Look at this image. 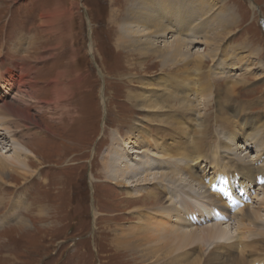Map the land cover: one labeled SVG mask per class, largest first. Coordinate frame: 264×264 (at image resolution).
<instances>
[{
  "label": "rangeland",
  "instance_id": "374dc122",
  "mask_svg": "<svg viewBox=\"0 0 264 264\" xmlns=\"http://www.w3.org/2000/svg\"><path fill=\"white\" fill-rule=\"evenodd\" d=\"M215 1L217 5L227 8L228 13L231 11L235 20L229 34L222 40V45L233 49L238 45L247 46L240 52L247 64L244 63L231 73L226 70L227 76L243 77L246 81L230 94L233 96H227L224 92V79L219 75L218 77L213 75V94L208 102L205 101L204 105L199 104L197 107L199 112L206 114L205 118L208 121L207 132L203 136L201 146L209 157L212 147L215 145L221 147L223 141L228 140L224 134L226 123L222 117L226 119L230 117L232 111L239 105L247 106L244 110L247 109L252 114H262L264 125V28L260 24L261 20L264 22V0ZM198 2L203 7L207 6L204 0ZM138 5L158 6L159 11H154L165 22L163 24H173L160 15L163 10L162 1L0 0V74L8 69L2 80L0 79L2 101L6 102L8 99L10 102L14 101L12 95L17 93L18 78L22 75L19 70L11 71L10 68L18 65L17 68L22 67L26 70L22 65L27 63L34 68L31 72L32 79L25 77V84L22 82L20 87L23 88L22 94L28 92L33 101L30 112L34 117L25 121L31 127L27 132L30 136L24 139L28 144L11 145L12 138L9 134L7 136L3 134L0 138L2 140L0 151L3 152V156L0 155L1 159L11 164L10 161H14L12 157L16 156L13 154V147H21L23 154L19 157H26L23 165L16 164V160L13 162L10 168L15 172H11L9 168L0 173V248H6L0 249V264H160L148 258L146 253L149 248H158L154 243L144 244L148 248L136 246L140 248L138 251H129L117 247L114 235L116 229H124L125 232H128L127 228L135 232L138 230H135V225L139 222V218L135 217L137 212L130 210L134 205L141 203L140 197H136L139 191L148 187V185L133 187V180L139 176L132 175V172H129L131 176L127 177L126 183L122 185L116 184V177L112 174L116 167L113 165L116 163L110 157L112 153L117 155L115 153L117 149L119 152L122 151L120 157H117L119 164L133 166L137 162L134 156L138 155L131 149L147 147L140 145V140L138 142L126 136L127 127L144 113L133 108L126 97L127 89L132 92L139 91L138 83L143 81L144 77L160 76L165 71L175 73L177 70V65H174L162 71L155 56L149 54L143 56L136 47L118 43L121 34L125 33L124 26L129 25H124L121 20L126 18L125 10ZM217 5L213 8L215 11L218 9L215 8ZM213 13L210 12L209 15ZM184 17L188 19L186 25L193 20V17ZM184 17L167 15L169 20L183 22ZM152 35L153 39L158 40L154 36L161 38V34ZM164 35L167 42L172 40L171 35L174 36L166 33ZM176 36L184 38L190 45L189 37L185 38L182 33ZM199 36L202 39L207 35ZM142 38L145 36L140 37ZM35 40L37 42L31 47ZM157 43L162 44L161 41ZM14 44L18 45L19 53L12 49ZM198 46L204 45L193 44L190 48L194 50ZM216 50L217 65L221 61V52L219 49ZM232 54L227 53L230 56ZM228 58L234 60V57H226V60ZM206 64H212V60L207 59L204 65ZM245 67L249 69L247 68V75L243 76L242 69ZM210 75L212 76L211 73ZM5 82L10 83L8 89L1 87ZM54 90L57 91L58 103L67 108L59 110L57 108L58 111L52 113ZM34 101L41 105L40 109ZM46 104L50 106H45ZM249 104L253 105L248 107ZM3 115L0 113V117ZM150 120L158 121L151 117ZM184 122L189 126L186 118ZM15 123L9 124L10 127ZM192 131L191 126L190 132ZM217 136L222 139L221 143H218ZM254 136L258 137L259 133L255 132ZM185 137L188 136L181 137L180 144L186 143ZM259 139L264 140V134ZM230 144L234 150L236 144L239 145L238 151H243L242 154L246 153L250 158L255 154L254 145H243L239 140L236 144L230 141ZM147 149L150 151V148ZM220 149L223 150L222 147ZM152 151L162 150L154 148ZM106 164H109L108 167ZM200 167L202 165L194 166L197 169ZM204 167L213 175V168L208 163ZM159 169L165 175L171 171L168 166H161ZM33 170L35 172H32ZM124 185L126 187H123ZM258 186L255 185L251 194L248 193L247 207H250L249 210L259 211V220L264 223V209H258L264 208L259 205L263 194L257 190ZM179 192L183 195L180 190ZM142 195L146 199L145 202H149L148 194ZM153 196L151 199H154ZM17 197H21L18 207L16 206L18 203L14 201ZM159 197L168 199V194L163 192ZM186 198L201 209V213L205 210L206 202H203L201 195ZM170 204L168 199L164 203L150 206L149 210L147 207L143 208L148 211V216L153 211L160 212L158 224L153 223V229L149 230V233L154 235L149 234V238L154 239L156 236L161 238L165 229L170 228L179 231L191 230L192 226L186 225L182 218L171 223L163 222L167 213H171L168 208ZM181 206L182 203L177 204V207ZM158 208L161 211H158ZM203 223L196 228L205 227L213 221L206 219ZM223 225L229 230V236L217 242L221 247L233 241L237 234L234 220L231 219ZM199 232L196 234L197 237L182 249H189L194 253L192 256L200 253V250H205L206 257H210L215 254L214 251L212 254L206 253L214 244L199 238ZM139 233L144 234L141 229ZM249 239L250 236L247 237V240ZM196 240L198 242L194 243ZM212 240L218 239L215 237ZM231 246L232 243L229 248ZM228 250L226 249L227 253H235V249ZM248 250L247 248L244 252ZM6 255L14 258L3 257ZM142 255L148 260L145 261Z\"/></svg>",
  "mask_w": 264,
  "mask_h": 264
},
{
  "label": "bare ground",
  "instance_id": "6f19581e",
  "mask_svg": "<svg viewBox=\"0 0 264 264\" xmlns=\"http://www.w3.org/2000/svg\"><path fill=\"white\" fill-rule=\"evenodd\" d=\"M154 1L163 2V10L160 15L173 24H163L165 22L154 11L158 10V6L156 5L134 6L124 12L127 19L122 18L121 20L124 25H129L124 26L125 33L124 35L121 34L122 36L119 38L118 43H126L127 46L132 45L136 47L143 56L148 54L155 56V59L160 63L162 71H165L164 69L166 67L170 69L174 65H177V70L175 73L165 71L160 76L144 77L143 81H139L138 83L139 91L132 92L127 89L126 97L133 105V108L142 110L144 113L141 118H136L127 127L126 136L138 142L140 140V145L147 146L150 148V151H148L147 147L132 148L131 151L138 155L136 157L134 156L137 162L133 166H122L119 164V158H117L120 157L122 151L119 152L117 149L115 153L118 156L112 153V157H110L116 163V165H113L116 167L113 169L114 173L112 174L116 177V184L122 185V183H126V178L131 176L129 172H132V175L139 176L133 180V187L144 185H148V187L139 191L140 193L136 197H140L141 203L136 204L137 206L134 205L133 209L130 210V212H137L135 217L139 218V222L137 223L138 225H135L136 229H134L138 230L135 232L133 229L127 228L126 230L128 232H125L124 229H116L114 235L116 236L117 247H122L129 251H138L142 246L148 248L144 244L154 243L158 248H149L146 253L148 258H152L160 264H264V223L259 220V211L256 209L249 210L250 207H247L249 206L248 193L251 194L253 187L255 185L258 186V184L260 186L257 187V190H260L263 194V197L259 200V205L264 206V140L259 139L264 134L262 114H252L247 109L244 110L247 106L239 105V107H236L232 111L234 114H230V117L227 119L226 117H222V120L226 123L224 134L227 135L228 140L226 139V142L223 141V146H221L223 148L222 151L219 145L218 147L217 145L212 147L211 156L209 157L206 156L207 153L204 152L201 146L203 136L207 132L208 121L205 118L206 114H202L197 108L199 104L204 105L205 101L208 102L213 94V75L216 77L219 75L224 79V92L227 96H233L230 94L234 93V90L238 86L246 82L243 77L227 76L226 70L231 73L244 63L247 64L246 59L240 53L247 46L239 47L238 45L236 49H233L222 45V40L229 34L235 20L232 12L230 11L228 13V9L217 5V1L215 0H204L207 2L206 7L199 4V0H183V2H181L182 0ZM216 5L217 7L215 8L218 9L215 11L213 8ZM136 8L137 10H135ZM210 12L214 13L209 15ZM168 14H175L177 18L181 16L193 17V20L186 25L188 19L185 17L183 19L184 22L169 20L167 18ZM205 15L207 16L205 17ZM182 29H185V31H182ZM153 33L161 34V38L154 36L158 40L153 39ZM165 33L170 35L174 34V36L171 35V41L167 42ZM181 33L185 38L189 37L190 45L203 44L204 48L198 46V48L192 50L184 38L176 36V34ZM192 33L193 36H191ZM199 34H205L207 36L201 39ZM142 36H145V38L140 39ZM160 41L162 44L158 45L157 42L160 43ZM36 42L37 40L34 41L31 47ZM18 48L17 44L12 46L15 53H19ZM216 49H219L221 52V61L217 65L215 64L218 58ZM143 50L145 53H143ZM226 51L233 54L231 56L227 55L228 52L226 53ZM226 57H234V60L231 58L233 63H231V59L229 58L227 61ZM207 59L212 60V64H206L205 66L204 64ZM17 66L10 68L11 71L19 70L22 72V75L18 78L19 86L16 89L17 93L12 95L14 101L10 102L8 99L5 102L0 97V101L3 102L2 104L0 103V113L4 114L0 117V138L3 134L5 136L9 134L12 138V141H10L11 145L16 144L17 146H22L23 144H28L24 139L30 136L27 132L31 129L25 121L32 119L34 116L30 112L32 111L30 105L33 102L31 96L28 95V92L22 94L23 88L21 89L20 87H22V82L25 84L26 79H32L31 72L34 68L28 63L22 65L26 70L22 67L19 69ZM247 68L242 69L241 75H247ZM5 72L0 74L1 80ZM25 77L27 78L25 79ZM9 85V82H5L1 87L8 89ZM65 92L68 93L66 89ZM34 102L38 109H40L41 105L37 101ZM251 105L253 104H249L248 107ZM45 106H50V104H46ZM57 108L59 110L60 108L67 107L58 103L57 91L54 90L51 112H56ZM150 117L158 121H152ZM185 118L189 126L184 122ZM16 119L17 122L15 123ZM13 123L15 124L10 127L9 124ZM190 125L193 129L192 132H190ZM151 128L153 131H151ZM255 132L256 134L259 133L258 137L254 136ZM147 135L150 139L146 137ZM182 136H188L185 137V144H180ZM217 138L218 143H221L222 139L219 136ZM238 140L239 142H243V145H254L255 154L253 157L250 158L246 153L242 154L243 151H238L240 149V146L236 144ZM230 141L236 144V150L232 148ZM1 142L2 140L0 139ZM154 148L157 150L161 149L162 151L153 152L152 150ZM13 149V154L16 156L12 157L14 161H10L11 164H8L0 158V173L9 169L15 160L17 161L16 164L23 165L25 163L26 157H19L23 154L21 147H13ZM2 153L0 151L1 156H3ZM158 157L163 159H159ZM202 161L204 163H201ZM206 163L213 168V175L205 169L204 165ZM109 164H106V166L108 167ZM196 164L202 165V167L199 169L194 168ZM161 166L171 168V171L167 170L169 172L167 174L168 176L160 172L159 168ZM11 170V172H15L14 169ZM32 172L35 171L33 170ZM106 174L108 175L109 173ZM26 175L24 176L26 177ZM163 179H167V181H163ZM123 187L126 186L124 185ZM218 189H225L224 200L218 192ZM146 190L148 191L145 192ZM179 190L186 196L181 195ZM163 192L168 194V199L171 202L168 206L171 213H167L168 215L165 214L166 216L163 222L171 223L182 218L186 225L192 226L194 229L191 228L189 231L182 229V231H179L178 229L170 228L165 229L161 238H158L156 235L154 239L149 238V234H153L149 233V230L153 229V223L158 224L157 219L160 217V212L153 211L148 216V211H145L143 208L147 207L149 210V207L154 206V204L164 203L165 200L168 201V199L163 197L160 199L159 194ZM142 194H148L147 200L149 202H145L146 199H144L145 197L143 198ZM152 195H154V199H151ZM197 195H201L203 202H206L205 210L202 213L200 212L201 209L191 204L186 198L187 196L194 198ZM20 198L17 197L14 200L18 203V205L16 204L17 207L21 203ZM178 203H182L183 206L177 207ZM213 206L220 207L223 215H221L222 220H216L213 213ZM232 209L234 210L232 211ZM258 209L264 208L258 207ZM158 211H161V209L158 208ZM146 217L148 218L147 221L145 220ZM206 219H210L213 223L206 224L205 227L200 229L196 228ZM231 219L234 220L237 234L235 235V239L232 238L234 242L231 241L221 247L217 242L225 240L226 236H229V230L223 224L228 223ZM145 225L146 227L144 228ZM139 229L144 234L139 233ZM116 231H120V233ZM137 232L138 235H136ZM197 232H199V238L214 244L206 254H212L213 251L215 254L206 257L205 250L202 249L203 251L200 250V253L192 256L194 253L189 249H182L185 247L184 245L191 243V240L197 237ZM248 236H250L249 240H247ZM215 237L218 240H212ZM196 242L198 240L194 243ZM231 243L232 246L229 248ZM215 245L217 246L216 248ZM136 246H140V248H136ZM247 248L249 250L244 252ZM0 249L6 250V248ZM226 249H235V253H227ZM142 256L145 261L148 260L145 255ZM3 257L14 258L11 255Z\"/></svg>",
  "mask_w": 264,
  "mask_h": 264
},
{
  "label": "crops",
  "instance_id": "0c3cea01",
  "mask_svg": "<svg viewBox=\"0 0 264 264\" xmlns=\"http://www.w3.org/2000/svg\"><path fill=\"white\" fill-rule=\"evenodd\" d=\"M181 2H183V0L181 1ZM188 5V4H187ZM62 49V48H61Z\"/></svg>",
  "mask_w": 264,
  "mask_h": 264
},
{
  "label": "water",
  "instance_id": "95a60500",
  "mask_svg": "<svg viewBox=\"0 0 264 264\" xmlns=\"http://www.w3.org/2000/svg\"><path fill=\"white\" fill-rule=\"evenodd\" d=\"M263 23V22H262Z\"/></svg>",
  "mask_w": 264,
  "mask_h": 264
}]
</instances>
